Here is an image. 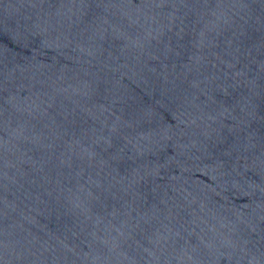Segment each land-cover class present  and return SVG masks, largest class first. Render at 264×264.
<instances>
[{"label":"water","instance_id":"obj_1","mask_svg":"<svg viewBox=\"0 0 264 264\" xmlns=\"http://www.w3.org/2000/svg\"><path fill=\"white\" fill-rule=\"evenodd\" d=\"M185 13L189 57L150 5L0 0V93L32 110L44 137L36 145L0 127V264H262L264 130L242 138L220 93L201 95L185 66L200 54V20L217 26L213 63L238 42L259 55L264 0H197ZM112 17L124 39L111 28L98 39L93 21ZM169 45L171 62L160 56ZM117 142L124 157L107 150ZM146 211L187 251L162 256Z\"/></svg>","mask_w":264,"mask_h":264},{"label":"snow or ice","instance_id":"obj_2","mask_svg":"<svg viewBox=\"0 0 264 264\" xmlns=\"http://www.w3.org/2000/svg\"><path fill=\"white\" fill-rule=\"evenodd\" d=\"M80 2L82 4L91 2L116 4L120 3L121 0H80ZM128 2L134 5H150L162 14L166 20V29L169 32L173 29L177 30L174 36L177 38L178 47L185 44V49H182L183 55L189 57L191 49L186 45L185 29L193 31V26L191 14H186L185 9L197 0H128ZM167 7L173 9L170 16L165 15L163 11ZM129 19L131 23H137V21ZM198 23L199 28L196 31L199 32V37L197 39L195 34L193 35L194 43L192 47H195L200 54L197 55L196 52H191L192 58L188 59L185 70L190 74L195 71L198 77L202 78L195 85L197 88L202 86L201 95L205 94L203 90L206 89V86L212 87L214 95L217 92L220 93L219 96L216 95V98L217 100L222 99L223 103L218 106L227 115L231 116V122L242 138L244 135L252 133L254 127L259 126L264 130V49L254 57L252 52L246 51L242 42H238L236 45L230 46L225 55L215 58V63H213L210 46L217 37V26L212 25L210 22L206 23L204 20H200ZM93 25L92 30L98 39L108 36L109 28H111V36L114 39L122 41L125 37L124 32L120 31L125 26L114 17L110 21H93ZM216 50L219 52V47ZM176 54L171 45L162 47L160 51V56L168 58L169 62H171V57ZM3 97L4 94L0 93V127H4L7 123L12 138L18 140L30 139V142L40 145L44 137L36 133L40 123L37 124L33 111L22 107L17 98H10L5 101ZM43 102L40 101V103ZM38 110L42 111L44 116L47 117L48 113L45 109L38 108ZM25 112H27L26 116L23 114ZM52 127L54 128L55 125L53 124ZM48 131L51 138V130ZM112 138L113 136L110 135L109 139ZM102 143L106 142L103 140ZM106 146L108 152L112 153L114 157L125 156L126 149L121 148L118 142L116 144H106ZM142 148L143 145H141ZM141 163H143L142 160ZM131 168L134 170V174H131L130 178L126 176L125 184L122 186V189L130 194L136 187V176L139 175V172L135 171L137 168L135 164L131 165ZM143 179L144 177L140 176V180ZM151 211L155 217L160 214L158 209H152ZM147 217L148 212L146 211L145 216L141 217L142 223L146 225L149 235L153 232L156 233L154 243L158 245V250L162 256L168 253L170 246L187 251V248H185L187 241L181 242L179 238L173 240L171 236L165 238L153 227V223L148 221ZM133 224L135 223L133 222ZM163 231H168V229H163ZM262 264H264V258H262Z\"/></svg>","mask_w":264,"mask_h":264}]
</instances>
